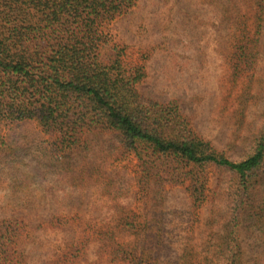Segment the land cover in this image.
Here are the masks:
<instances>
[{"label": "rangeland", "instance_id": "obj_1", "mask_svg": "<svg viewBox=\"0 0 264 264\" xmlns=\"http://www.w3.org/2000/svg\"><path fill=\"white\" fill-rule=\"evenodd\" d=\"M138 91L232 161L264 124V0H137L110 24ZM35 122L0 142V221L23 229L30 264H264V173L245 191L225 168L139 181L114 134L56 155Z\"/></svg>", "mask_w": 264, "mask_h": 264}, {"label": "trees", "instance_id": "obj_2", "mask_svg": "<svg viewBox=\"0 0 264 264\" xmlns=\"http://www.w3.org/2000/svg\"><path fill=\"white\" fill-rule=\"evenodd\" d=\"M136 1L0 0V142L29 122L53 140L56 155L114 134L142 168L139 181L196 184L193 170L211 165L246 191L264 173V124L232 161L194 136L175 106L142 96L140 74L128 70L108 30ZM22 235L17 222L0 221V264H30ZM131 254L121 250L122 264H142Z\"/></svg>", "mask_w": 264, "mask_h": 264}]
</instances>
